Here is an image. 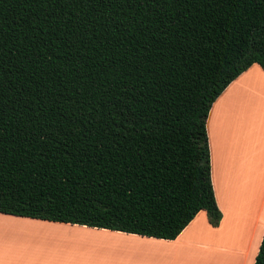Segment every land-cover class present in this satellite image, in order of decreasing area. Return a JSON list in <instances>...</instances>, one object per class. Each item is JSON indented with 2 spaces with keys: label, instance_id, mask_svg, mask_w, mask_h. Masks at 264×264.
I'll return each instance as SVG.
<instances>
[{
  "label": "trees",
  "instance_id": "trees-1",
  "mask_svg": "<svg viewBox=\"0 0 264 264\" xmlns=\"http://www.w3.org/2000/svg\"><path fill=\"white\" fill-rule=\"evenodd\" d=\"M254 64L264 0H0V214L163 240L200 211L218 227L207 118Z\"/></svg>",
  "mask_w": 264,
  "mask_h": 264
},
{
  "label": "crops",
  "instance_id": "crops-1",
  "mask_svg": "<svg viewBox=\"0 0 264 264\" xmlns=\"http://www.w3.org/2000/svg\"><path fill=\"white\" fill-rule=\"evenodd\" d=\"M222 218L200 211L174 240L0 214V264H254L264 235V71L232 81L206 123Z\"/></svg>",
  "mask_w": 264,
  "mask_h": 264
}]
</instances>
